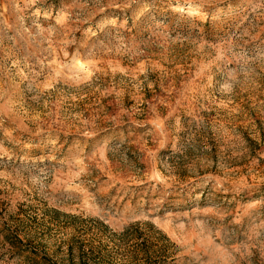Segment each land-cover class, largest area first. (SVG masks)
<instances>
[{
	"label": "rangeland",
	"instance_id": "374dc122",
	"mask_svg": "<svg viewBox=\"0 0 264 264\" xmlns=\"http://www.w3.org/2000/svg\"><path fill=\"white\" fill-rule=\"evenodd\" d=\"M9 230L264 264V0H0V264H28Z\"/></svg>",
	"mask_w": 264,
	"mask_h": 264
},
{
	"label": "trees",
	"instance_id": "16d2710c",
	"mask_svg": "<svg viewBox=\"0 0 264 264\" xmlns=\"http://www.w3.org/2000/svg\"><path fill=\"white\" fill-rule=\"evenodd\" d=\"M123 237L128 239V229ZM5 239L28 264H58L47 255L41 254L37 248H33L31 238L26 235L22 236L18 232L9 230L5 234ZM134 239L129 255L128 249L127 254L123 255V264H165L167 262L165 246L157 247L160 242L162 244L167 242L166 238L159 237L155 241L150 237L137 234ZM67 246L64 264H112V254L108 247L96 245L93 239L85 240L73 234Z\"/></svg>",
	"mask_w": 264,
	"mask_h": 264
}]
</instances>
